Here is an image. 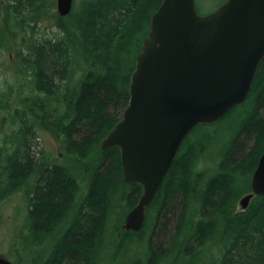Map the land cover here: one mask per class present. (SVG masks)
<instances>
[{"label":"trees","instance_id":"obj_1","mask_svg":"<svg viewBox=\"0 0 264 264\" xmlns=\"http://www.w3.org/2000/svg\"><path fill=\"white\" fill-rule=\"evenodd\" d=\"M11 1L1 11L0 48L11 52L9 41L17 46L13 75L22 76V88L16 96L8 90L0 94V110L7 113L3 121L9 117L14 128L0 145V201L36 177L35 187L27 191L29 234L17 251L24 264H102L109 258L102 234L109 210L117 208L124 220L143 187L124 181L120 149L102 150L101 144L129 104L137 56L163 0H82L68 16L52 14L63 33L55 39L36 37V25L48 20L54 0ZM246 103L251 111L230 126L231 136L210 176L207 169H196L216 137H207L201 130L209 127L199 125L191 132L198 138L190 134L182 144L141 231L118 227L119 251L129 241L147 243L145 260L135 257L127 264H264V196L254 197L246 210L237 205L251 192L264 153V60ZM36 130L54 136L64 157L89 174L84 207L75 203V168L31 156ZM178 198L171 244L167 249L153 245L150 236Z\"/></svg>","mask_w":264,"mask_h":264},{"label":"water","instance_id":"obj_2","mask_svg":"<svg viewBox=\"0 0 264 264\" xmlns=\"http://www.w3.org/2000/svg\"><path fill=\"white\" fill-rule=\"evenodd\" d=\"M74 0H56L58 15ZM264 60V0H227L201 15L195 0H163L137 56L129 104L101 149H120L123 179L143 193L122 228L139 232L185 139L243 106ZM264 196V153L251 179L246 210ZM0 264H13L0 255Z\"/></svg>","mask_w":264,"mask_h":264},{"label":"rangeland","instance_id":"obj_3","mask_svg":"<svg viewBox=\"0 0 264 264\" xmlns=\"http://www.w3.org/2000/svg\"><path fill=\"white\" fill-rule=\"evenodd\" d=\"M82 0H74V8L80 6ZM227 0H195L196 7L198 12L201 15H207L213 13L218 8H220ZM12 2L11 0H0V30L4 28L2 20V8L6 6L7 3ZM77 9V8H75ZM57 13L56 0H54V5L50 10V15L48 20H43L41 23L36 25V31L38 32L37 38H48L55 39L57 36L62 35L63 33L55 26L57 22L56 18H52V14ZM11 30L15 32V28L12 27ZM11 32V31H9ZM8 32V33H9ZM18 31H16L17 33ZM11 37V33L8 34ZM14 43V42H13ZM6 46H12L13 50L6 51L3 48H0V94L6 93L8 91H13L16 96L17 91H19L22 86V76L13 75L14 70L17 68L18 64L14 59L17 46H14L11 41L6 44ZM29 89H23L25 94L28 95ZM1 96V95H0ZM22 107V106H21ZM251 111V104L245 103L244 106L236 108L235 111L231 113L223 122L218 125H213L209 128H204L201 130L202 133L208 134L211 138H215L211 144L206 148L204 152V157L202 158V164L205 169H207V177L212 174L213 166L215 161L219 157V153L224 149V144L227 142L231 136L230 126L234 123H241V120L246 118V115ZM261 114L264 115L263 110ZM7 115L6 112L0 110V145L3 144V138L10 136L11 130H14L13 126L10 124L9 117L3 121V118ZM240 121V122H239ZM192 134V133H191ZM196 133L191 135V139H197ZM255 142V138L249 141L246 144V151L248 152ZM30 154L35 160L43 157L45 161H50L52 163L63 164L65 166H71L75 168V175L77 176V184L79 188L78 196H75V203L77 206H83L85 198L89 194V189L91 186L92 180L88 178L84 170L76 167L73 162H70L64 157V150L61 147V143L56 140L54 136L50 133L44 132L42 130H36V136L33 140V145L30 148ZM241 155V154H240ZM60 160V161H59ZM248 180H246L247 182ZM249 182V181H248ZM127 183V182H126ZM36 184V177H32L30 184L25 187L22 191L13 193L9 197L0 201V255H5L13 264H24L25 259L23 260L22 255L17 251V246L20 247L23 239L27 238L29 234L28 230V195L27 191L32 190ZM246 184L242 185V188H246ZM123 190V188H119ZM181 200L178 198L170 209L167 212V215L163 216L159 220L158 229L156 230L155 235L150 236V241L153 245H161L164 249H167L171 244V237L176 231V216L179 211V206ZM238 209H239V203ZM86 208V207H85ZM115 208L112 212L109 210L107 215V223L103 228L102 234L105 239V246L108 248V253L105 251V255L109 258L100 261L102 264H127L132 260H135V257L145 260L146 253V242L135 243L129 241L127 245L123 248L122 251H119L115 245L116 240L120 238L119 233L117 232L118 227L122 228V220H119L121 215L118 214ZM116 211V212H115ZM208 209L205 210V213H208ZM119 220V221H118ZM124 230V229H123ZM125 231V230H124ZM39 234L38 232H36ZM121 235V232H120ZM149 237V231L145 234V238ZM43 248H48L49 240L45 238L43 240ZM110 256H113L110 259ZM36 257V254L31 255ZM117 257V258H116ZM116 261H115V260ZM114 260V261H113ZM120 262H117L119 261ZM115 262V263H114Z\"/></svg>","mask_w":264,"mask_h":264},{"label":"flooded vegetation","instance_id":"obj_4","mask_svg":"<svg viewBox=\"0 0 264 264\" xmlns=\"http://www.w3.org/2000/svg\"><path fill=\"white\" fill-rule=\"evenodd\" d=\"M223 119V118H222ZM219 122V121H218ZM217 123V122H216ZM216 123H214V124H216ZM214 124H212V125H204V126H208V127H211V126H213ZM203 169H204V166H203V164H202V162H200V164L198 165V167H197V172H203ZM239 207H240V205H239ZM239 211H241L242 209L241 208H239L238 209ZM243 211V210H242Z\"/></svg>","mask_w":264,"mask_h":264},{"label":"bare ground","instance_id":"obj_5","mask_svg":"<svg viewBox=\"0 0 264 264\" xmlns=\"http://www.w3.org/2000/svg\"><path fill=\"white\" fill-rule=\"evenodd\" d=\"M31 138H32V137H31ZM30 145H31V144H30ZM25 151H26V150H25ZM193 159H194V158H193ZM59 161H60V160H59ZM249 176H250V175H249ZM64 201H65V200H64ZM62 211H63V210H62ZM35 213H36V212H35ZM57 214H58V213H57ZM34 216H36V215H34ZM129 232H130V231H129ZM206 235H207V234H206ZM122 239H123V238H122ZM201 239H202V238H201ZM125 244H126V243H125ZM199 245H200V244H199ZM121 247H122V246H121ZM117 248H119V247H117ZM116 258H117V257H116ZM138 259H139V258H138ZM114 260H115V259H114ZM114 260H113V261H114ZM116 260H117V259H116ZM116 260H115V261H116ZM117 262H120V260L117 261ZM114 263H115V262H114ZM111 264H112V263H111Z\"/></svg>","mask_w":264,"mask_h":264}]
</instances>
